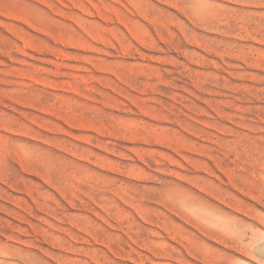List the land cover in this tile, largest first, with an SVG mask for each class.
<instances>
[{"label": "rangeland", "instance_id": "1", "mask_svg": "<svg viewBox=\"0 0 264 264\" xmlns=\"http://www.w3.org/2000/svg\"><path fill=\"white\" fill-rule=\"evenodd\" d=\"M0 264H264V0H0Z\"/></svg>", "mask_w": 264, "mask_h": 264}]
</instances>
